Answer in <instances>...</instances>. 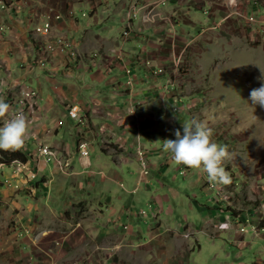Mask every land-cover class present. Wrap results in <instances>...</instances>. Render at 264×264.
Masks as SVG:
<instances>
[{
	"label": "crops",
	"instance_id": "1",
	"mask_svg": "<svg viewBox=\"0 0 264 264\" xmlns=\"http://www.w3.org/2000/svg\"><path fill=\"white\" fill-rule=\"evenodd\" d=\"M4 1L0 81L9 86L12 110L34 123L21 150L27 161L0 164V264H263L264 212L251 216L246 232L237 222L253 208L242 202L243 186L234 202L226 187L221 191L231 202L216 198L206 174L177 165L162 149L163 140L175 139L176 129L183 135V123L193 119L217 132L218 119L198 84L176 67L180 2ZM132 3L149 5L156 21L153 15L146 23L143 14L152 16L146 9L127 19ZM52 6L76 11L52 29L76 43L73 53L49 55L33 36ZM200 19L194 27L205 24ZM23 88L37 91L27 107L19 106ZM74 105L83 124L70 117ZM225 130L212 139L227 145ZM83 140L86 157L79 152ZM43 146L70 166L47 161Z\"/></svg>",
	"mask_w": 264,
	"mask_h": 264
},
{
	"label": "rangeland",
	"instance_id": "2",
	"mask_svg": "<svg viewBox=\"0 0 264 264\" xmlns=\"http://www.w3.org/2000/svg\"><path fill=\"white\" fill-rule=\"evenodd\" d=\"M175 1L182 7L180 14L175 15V25L183 33L180 43L178 39L175 41V52L180 57L176 67L198 84L197 91L218 119L213 136L218 138L222 133L220 128L226 127L224 139L233 154L231 161L226 162L232 178L226 189L235 193L234 202L236 196L240 197L238 188L243 186L242 202L253 206L248 212H264V190L262 186L257 187L264 186V109L253 106L250 99L251 90L264 82L258 79L264 70V0ZM149 7L130 4L127 19L130 11L135 9L139 15V11L146 9L152 14L146 23L152 22L153 15L156 21L157 13ZM50 10L56 9L52 6ZM196 17L202 18L197 22L205 24L194 27ZM237 174L242 179L236 178ZM222 188L219 186L216 198L223 196L221 192H227L221 191ZM222 199L231 202L230 197Z\"/></svg>",
	"mask_w": 264,
	"mask_h": 264
},
{
	"label": "clouds",
	"instance_id": "3",
	"mask_svg": "<svg viewBox=\"0 0 264 264\" xmlns=\"http://www.w3.org/2000/svg\"><path fill=\"white\" fill-rule=\"evenodd\" d=\"M258 79L264 81V70ZM9 86L0 81V149L4 151H21L32 133L33 121L23 112H14L7 102L6 90ZM252 105H259L264 109V82L260 87L250 92ZM183 135L180 129L175 130V139H165L162 143L164 152L170 153L177 165H184L190 169L206 174L210 184L227 187L232 183L230 173L226 169V162L231 161L233 154L227 145L215 142L213 129L207 121L193 119L184 122Z\"/></svg>",
	"mask_w": 264,
	"mask_h": 264
},
{
	"label": "built area",
	"instance_id": "4",
	"mask_svg": "<svg viewBox=\"0 0 264 264\" xmlns=\"http://www.w3.org/2000/svg\"><path fill=\"white\" fill-rule=\"evenodd\" d=\"M0 3L2 4L3 8H6V4L4 0H0ZM138 12L134 9L129 12V15H131V19L134 17H137ZM83 15L86 16L87 13L83 12ZM73 18L76 16V12L74 9L69 8L65 12L61 10H50L44 14L43 20L41 23L35 26L33 31H38L40 32V39L45 41V47L47 50L52 52V55L56 53H73L76 51V43L70 39L66 34L64 33H53L52 29L54 26V21H59V20H64L65 18ZM144 20L145 21H150L152 19L151 16L144 15ZM251 20H254V17L251 18ZM128 34V30H126L125 35ZM98 52L94 53V56H97ZM48 61V60H45ZM180 60H177L176 65L179 66ZM149 65L150 62H147ZM155 72H160L163 73L165 70L163 67H156ZM129 72V70H128ZM128 83H131V80L128 81ZM23 95V102L22 107H27L29 106L30 100H35L37 98V91L36 89L32 88H23L21 89L20 93ZM179 106L176 107V109ZM80 107L78 105H74L70 109V117L74 120L79 121L80 123L83 124L85 122V119L82 115H80ZM79 152L82 157H86L89 155V144L87 141H81L79 144ZM40 155H42L47 161H55L56 164L61 168L65 169L70 165V162L68 160H63L61 158H57L56 153L50 146H43L40 148L39 151ZM137 154L140 160V165H141V171L142 173H148L149 172V167H148V162L146 159V154L144 149L141 146H138L137 148ZM213 191H219V186L214 185V190ZM259 212H244L237 218V222L239 224L240 230L243 232L248 231V228L251 224V216L258 214ZM229 225L225 226H220V228H228Z\"/></svg>",
	"mask_w": 264,
	"mask_h": 264
},
{
	"label": "trees",
	"instance_id": "5",
	"mask_svg": "<svg viewBox=\"0 0 264 264\" xmlns=\"http://www.w3.org/2000/svg\"><path fill=\"white\" fill-rule=\"evenodd\" d=\"M16 160L26 162L27 157L22 151H4L0 149V164H9Z\"/></svg>",
	"mask_w": 264,
	"mask_h": 264
},
{
	"label": "bare ground",
	"instance_id": "6",
	"mask_svg": "<svg viewBox=\"0 0 264 264\" xmlns=\"http://www.w3.org/2000/svg\"><path fill=\"white\" fill-rule=\"evenodd\" d=\"M262 22L264 23V19H263ZM258 23H259V22H258ZM251 24H252V23H251ZM259 24H260V23H259ZM263 25H264V24H263ZM33 36H34L35 38L39 39V40H40V44H39V45H43L45 51H47L49 55H52V52L46 49V47H45V41H43V40L40 39V32H38V31H33ZM33 39H34V38H33ZM20 96L22 97V98H21V101L23 102V95L20 94ZM30 102H32V100H30ZM211 186L213 187L214 185L211 184ZM221 194H222L224 197L229 198V195H228L227 192H221Z\"/></svg>",
	"mask_w": 264,
	"mask_h": 264
}]
</instances>
